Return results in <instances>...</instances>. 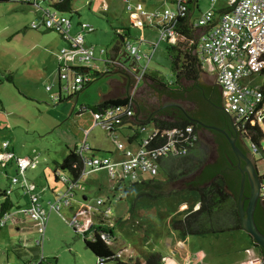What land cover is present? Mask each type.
<instances>
[{
	"label": "rangeland",
	"instance_id": "rangeland-1",
	"mask_svg": "<svg viewBox=\"0 0 264 264\" xmlns=\"http://www.w3.org/2000/svg\"><path fill=\"white\" fill-rule=\"evenodd\" d=\"M127 1L71 0V12L63 13L70 23V34H77L79 25L92 29L91 32L82 30V34L85 46L93 47L95 61L90 64L74 62L75 66L67 62L68 67L88 69L89 84L76 96L62 92L60 103L53 101L58 94L56 56L66 47V43L57 32L30 28V24L40 17L36 7L23 4L21 0L0 2V148L3 142L7 143V150L12 151L15 157L35 160V169L25 171L24 176L45 210L48 208L47 202L54 201V194L65 190V186L54 177L58 175L69 179L65 171L57 169L54 173L55 164L61 163L74 147H80L83 139L96 156H107L114 163L120 159L116 150L118 143L128 147L127 136L135 134V141L139 142L150 137L153 132L152 124L146 125L143 131L125 126L109 136L94 126L84 135V131L92 125V118L87 112L82 114V106L98 104L103 98L126 96L127 77L120 73L113 74L114 66L104 65L101 60L105 59V55L99 54L101 49L108 56L112 54L113 47L119 44L117 34L121 33V29H128L131 35L124 45L135 46L142 57L147 56L139 61V66H146L148 73L156 72L163 83L172 80L173 73L164 43L158 44L152 53L149 45H138L136 42L141 32L129 23L126 8L129 5L132 11H136L137 0ZM144 1L148 4L146 11L154 7L162 9L159 8L161 0ZM199 1V10L203 12L208 8L209 0ZM49 5V2L42 1L38 8L51 9ZM167 6L174 9L173 5ZM223 6L222 2H217L215 9ZM197 15L198 11L193 18ZM124 45L118 46L119 51L123 50ZM117 59L121 60L119 56ZM203 67L200 73L215 80L207 61H204ZM119 68L134 79L129 95L136 83L130 62H125ZM146 80L150 81L148 78ZM142 84V80L138 82L136 90ZM242 84L262 87L264 75H253L243 80ZM161 88L169 91L165 87ZM257 127L264 136V105ZM243 143L248 150L251 149L249 141L243 139ZM136 147L137 143L134 142L128 148L134 151ZM261 148L264 150V140ZM253 157L255 169L261 177L264 174V161L259 154H253ZM11 177H17L13 166L4 167L0 164V191H7ZM158 178L163 180L164 176L159 174ZM142 179L147 180L149 177L143 176ZM130 185L112 181L106 170L85 171L76 180L70 206L49 213L41 248L34 247L37 235L33 231L31 240L27 242V248L32 247L33 250L25 248L11 252L5 245L12 240L15 231L12 219L6 222L0 229V264H30L37 260L40 253L54 264H98V260L85 248L83 234L75 232L70 224L76 217L77 207H85L86 212L96 209L97 212L106 213L107 222L101 225L98 219H94L97 222L93 220L94 225L105 229L110 227L108 247L123 263L143 264L154 253L171 257V250L177 253L175 258L181 264H258L264 258L259 257L243 231L186 237L174 231L172 222L182 218L193 206V210L197 208L198 199L194 194L150 200L137 197L136 193L129 190ZM18 186L19 183L10 186L9 197L14 203L24 205L28 195L23 194ZM2 200L0 198V204ZM96 200H100L102 205L96 206ZM15 213L14 209L10 215ZM21 214L19 211L15 217L21 220ZM76 218V221L82 222V219ZM245 250H248V254ZM104 264L116 263L108 261Z\"/></svg>",
	"mask_w": 264,
	"mask_h": 264
},
{
	"label": "built area",
	"instance_id": "built-area-1",
	"mask_svg": "<svg viewBox=\"0 0 264 264\" xmlns=\"http://www.w3.org/2000/svg\"><path fill=\"white\" fill-rule=\"evenodd\" d=\"M42 1L52 4L61 3L64 0H21V3L40 9L38 4ZM124 1L127 2V0ZM189 2L190 0H175L174 10L164 9L149 14L131 15L132 25L142 29L146 24L152 26L155 23V27L156 25L159 26L156 27L158 29L156 44L175 45L178 36L173 28L174 21L177 18L185 17L189 11ZM217 2H222L224 6L215 9ZM225 9L227 10L223 13L219 12V10ZM40 10V17L30 24V28L57 32L66 43V47L60 50L58 56L61 61L57 73L58 80L64 83L62 90L66 94L77 93L89 79L87 76H71L66 70L68 68L67 62H71L75 66L74 62L90 64L95 60L93 47L85 46L82 34V30L91 32L92 29L89 26L80 25V32L71 35L70 23L63 16V13L52 8ZM126 10L130 12L131 7L127 5ZM192 24L201 30L194 42H188L189 46L194 45L192 55L200 63L202 70L204 69V61L209 63V70L214 73L215 81L221 86L224 112L233 117L235 128L242 137L248 128L257 126L262 118V90L258 86L242 84V81L253 75H258L264 70V0H209L208 8L193 20ZM104 52V50H100L101 54ZM126 54L133 61L140 58L139 52L134 46L126 45ZM105 62L114 64L111 60ZM136 72L133 75L136 83L133 91L128 95L129 99L133 98L138 82L144 78L146 66L138 67ZM128 98L124 104L108 107L97 114L91 113L92 127L97 126L112 136L117 130L126 126L128 122L125 120L132 112V101ZM54 100L57 98H53ZM140 130L143 131L145 128H140ZM197 138L191 126L161 131L153 128L151 136L147 139L139 142L135 141L136 139H126L128 147H131L134 142L137 143L134 151L118 143L116 150L120 159L114 163L107 156H96L90 146L85 143V140L80 147L75 149V154L79 156L82 162L81 175L85 171L106 170L112 181L134 184L140 183L143 176L156 177L159 174L161 159L169 156L186 155ZM250 146L249 151L254 154L256 148L251 143ZM7 148L8 144L2 143L0 164L13 163L15 165L17 174L21 179L22 189L29 198L24 214L32 223L37 235L34 247L41 248L49 213L58 212L62 207L70 204V198L76 189V181L57 175L58 181L65 186V190L55 193L54 201L49 202L48 208L45 210L40 205L38 196L30 193L31 186L24 176L28 168L35 167V160L17 158ZM17 180V177L12 178L10 182L16 184ZM260 187L259 198L264 203V181L262 180ZM6 192L9 193V190ZM101 205L102 202L96 200V206ZM7 219H9V215L3 217L0 227L4 225ZM98 220L101 225L107 222L106 213L101 212ZM70 224L75 231L80 230L78 221L73 220ZM99 236L108 241L110 239L106 231L101 232ZM88 237L91 240L92 236L89 235ZM97 260L98 264H104V259L99 258ZM262 262L259 260L258 264H262ZM30 264L53 263L46 262L40 253L37 260Z\"/></svg>",
	"mask_w": 264,
	"mask_h": 264
},
{
	"label": "trees",
	"instance_id": "trees-1",
	"mask_svg": "<svg viewBox=\"0 0 264 264\" xmlns=\"http://www.w3.org/2000/svg\"><path fill=\"white\" fill-rule=\"evenodd\" d=\"M8 1L9 0H0V2ZM26 5L31 7L29 4ZM49 7L59 13H68L71 12V0H64L61 3H52ZM226 10L227 9L219 10V12L223 13V11ZM192 23L193 20L189 13L183 18H177L173 25L178 36L176 44L170 45L164 43L165 51L170 62V69L173 73L172 80L163 83V80L156 72L148 73L147 69L143 78H148L152 83L168 89L170 93L174 94L171 97L172 102L162 107L158 112L149 114L142 106H136L134 101V122H132V124L138 129H144L146 125L152 124V127L158 131L172 128L182 129L186 126H191L193 133L198 135L197 141H195L194 145L187 151L186 155L180 157L169 156L161 159L159 174L164 176L163 180L158 178V174L156 177L142 180L140 183H134L129 186V190L136 193L137 197H146L150 200H159L161 198L186 193L194 194L198 199V208L193 210V206L186 211V214L182 218L172 222V229L182 237L219 235L225 232L242 231L237 208L240 181L239 172L238 170L232 172V170L228 168L225 169L226 159L223 156V151H225L228 146L225 143L224 145L217 144L210 139H208L209 141H204L202 136L204 132L208 131L190 121L189 116L192 113L186 110V113L180 111L182 107L177 104V100L181 103L185 102V100L178 97L177 90L170 89V86L177 85L179 81L196 82L200 72L203 71L200 63L192 55L194 45H188V42L195 41L198 33L201 31L195 28ZM156 27L159 26L156 25ZM120 31L121 33L117 34V36L122 42H119L118 45H124L128 37L126 33L128 30L121 29ZM113 50H119V48L114 46ZM66 70L71 76L81 75L82 77L87 76L86 72L89 71L84 67H68ZM258 75H264V70ZM88 84L89 80L85 82L82 89ZM260 89L263 93L262 104L264 105V86L260 87ZM76 95L77 93H73L72 96ZM126 100V96L103 99L98 104L84 106L82 111L86 110L92 114H97L108 107L124 104ZM57 102H61L60 97L57 98ZM242 137L254 145L256 148L254 154H259L260 159L264 161V150L261 148V142L264 140V136L260 128L257 126L248 128ZM134 139L135 135L133 137V140ZM75 149L76 148L70 150L61 163L55 164L54 170V173L57 169L67 172L69 179L72 181H76L82 173V162L79 156L75 154ZM212 150L220 154V159L218 158L214 163H209L208 160ZM228 172L234 174L233 179L228 177ZM54 179L58 181L56 176ZM261 180L264 181V174L261 176ZM9 194L10 191L9 193L0 191V198L3 199L0 204V222L3 217L9 215L12 210H21L18 203H14L10 199ZM2 227H0V229ZM105 231L111 238L110 227L105 229L93 225L92 228L83 233V244L85 248L88 249L96 259H104V263L114 261L116 264H128L119 261L108 247V240L102 239L99 236L101 232ZM88 235L92 236L91 240L86 239ZM246 235L252 245L257 248V244L253 239L248 234ZM25 244V248H27V242H25ZM28 249L33 250L34 248L29 247L27 250ZM261 251L264 257V251ZM44 259L46 262L53 263L46 258ZM143 264H162L161 256L156 253L150 254Z\"/></svg>",
	"mask_w": 264,
	"mask_h": 264
},
{
	"label": "water",
	"instance_id": "water-1",
	"mask_svg": "<svg viewBox=\"0 0 264 264\" xmlns=\"http://www.w3.org/2000/svg\"><path fill=\"white\" fill-rule=\"evenodd\" d=\"M124 57H125V62L130 61L129 56L126 53H124ZM113 66H114L113 74L120 73L122 75H125L128 79L127 86H126V97L128 98V92L131 89L134 79H132L129 75H127L124 71H122L119 67L115 65ZM130 66H133V63ZM141 80L143 82L142 86L136 90L132 99L128 98L129 100L132 101V112L127 117L125 122H130V123L134 122V119H133L134 101H135L136 106H142L145 109V111L149 114L158 112L159 110H161L162 107L172 102L171 97L174 94L170 93L169 91L159 87L158 85L146 79L142 78ZM198 82L200 84L214 82L218 87H221L213 78H211L210 76L204 73L199 74ZM179 84L185 87H188L191 85L190 82H185V81H181ZM178 104L186 111L191 110L192 104L188 103L187 101L182 102V103L179 102ZM190 121L206 129H211V130H214V131H217L223 134L226 137L229 147L232 153L234 154V156L241 159L245 163L243 167H241L239 164L237 165V170L239 172V178H240L239 190H238V196H237V208H238L239 221H240L242 231L248 234L253 239V241L262 250H264V235L258 230L253 220V211H254L257 201L260 200L263 203L262 199L259 198V193L261 189L260 187L261 179L255 169L254 157L252 156L253 154L249 151L252 155L250 154L249 155L250 157H245L241 153V151L237 148L235 144V140L233 138H230L223 130L212 127V126L203 125L195 119H191ZM210 135H211L210 132H204L202 136L204 138V141H209L208 139L211 138ZM209 157L210 158L208 161L210 163L213 161V159H215V151L212 150ZM232 172H235V171H232ZM232 172H228V177L230 179L234 178V174ZM245 182H247L250 188V193L248 197H246L244 193ZM245 201H247L246 206H245Z\"/></svg>",
	"mask_w": 264,
	"mask_h": 264
},
{
	"label": "crops",
	"instance_id": "crops-1",
	"mask_svg": "<svg viewBox=\"0 0 264 264\" xmlns=\"http://www.w3.org/2000/svg\"><path fill=\"white\" fill-rule=\"evenodd\" d=\"M125 2V1H124ZM140 2V3H139ZM158 2H159V0H158ZM127 3H128V1H127ZM174 3H175V0H161V2H159V4H160V6H159V8L160 7H162V9H155V7L154 8H151L149 11H146V9H147V7H146V5L148 6V4L146 3V1H144V0H137V2H136V8H137V10L136 11H132V10H130V12H128V19H129V23L132 25V19H131V15H140L141 13H144V14H149V13H153V12H159V11H161V10H164V9H169L170 7H168L167 5L169 4V5H173L174 6ZM199 3H200V1L199 0H190V2L188 3V9H189V11H188V13H189V15H190V17H191V19L192 20H195L202 12L199 10ZM152 6V5H151ZM174 9H175V7H174ZM173 8L171 9L170 8V10H174ZM196 11H198V14L199 15H197L196 17H194L193 18V15H194V13L196 12ZM205 11V10H204ZM203 11V12H204ZM38 12L41 14V10L40 9H38ZM216 12V11H215ZM133 26V25H132ZM79 28H80V25H79ZM133 28H135V29H139V31L141 32L140 34H139V39H137L136 40V42L138 43V45L139 44H145V45H149L150 47H151V50H152V53H153V51H155L156 50V48L158 47V44H160V43H158V44H156V43H153L155 40H157L158 39V29L155 27V23H153L152 24V26H150V25H148V24H146L145 26H144V28H142V29H140V28H136L135 26H133ZM124 29V28H123ZM128 30V29H127ZM80 32V31H79ZM127 33V35L128 36H131L130 35V32H129V30L126 32ZM145 38L147 39V41H145ZM141 41V42H140ZM152 41V42H151ZM119 42H122V40H120L119 39ZM149 42H151V43H149ZM126 45H129V44H126ZM126 45H124V48H123V50H124V52H123V50H113L112 49V54L111 55H107L106 54V52H104L103 54H101L100 52H99V54L101 55V56H103V55H105V59L104 60H101L102 61V63L104 64V65H108V66H113V65H115V66H117V67H122V64H124L125 63V57H124V53H126ZM117 47L119 46L118 44L116 45ZM135 47V46H134ZM114 48V47H113ZM120 48V47H119ZM137 48V47H136ZM137 50H138V48H137ZM139 51V50H138ZM151 53V54H152ZM140 55V54H139ZM59 54H57V58H56V60H57V66H56V74L58 73V68H59V66H60V64H61V61H60V59H59ZM120 57L121 58V60H124L123 61V63H121V60H118L117 59V57ZM147 56L146 55H143V57H142V55H140V58L137 60V61H133L132 59H130V61H127V62H130V65L133 63V66H130L131 67V70H132V75H134V74H136V71H137V69H138V67H140L139 66V61L142 59V58H146ZM132 58V57H131ZM106 60H111L112 62H114V64H109V63H107V62H105ZM95 61V60H94ZM72 66V65H71ZM85 73V72H84ZM86 73H88V72H86ZM64 85V83L63 82H61V81H59L58 80V74H57V86H58V94H57V97H54V98H58V97H60V100H61V93L62 92H64L63 90H62V86ZM84 89V88H83ZM83 89H81L80 91H82ZM47 90H49V88L47 89ZM50 91H51V88H50ZM79 91V92H80ZM79 92H77V94L79 93ZM65 93V92H64ZM113 98V97H112ZM103 99H105V98H103ZM102 99V100H103ZM106 99H108V98H106ZM83 107L84 106H82L81 107V109H80V111L82 112V114L83 113H85V112H87V113H89L90 115H91V118H92V114L89 112V111H82V109H83ZM125 127V126H124ZM124 127H122V128H124ZM126 127H128V128H133L134 126H133V124L131 123L130 124V122H128V124L126 125ZM90 128H93L92 127V125L87 129V130H85L84 131V135H85V133L90 129ZM133 135H129V136H127L126 137V139H129V140H132L133 139ZM84 140V139H83ZM4 143V142H3ZM76 146V145H75ZM74 148H76V147H74ZM12 152V151H11ZM13 153V152H12ZM17 158H19V157H17ZM22 159H27V158H22ZM2 166H4V167H7L8 165H12L13 166V168H14V172L16 173V175H17V178H18V180H17V183H19V186H18V189H20V190H22L23 191V189H22V184H21V179H20V176H18V174H17V171H16V168H15V165L13 164V163H8V164H6V165H4V164H1ZM35 169V167L34 168H28L27 170H34ZM26 170V171H27ZM25 174V173H24ZM12 178H15V177H11V179ZM26 179V178H25ZM9 182V181H8ZM16 183V184H17ZM10 184H11V182H10ZM8 185V188H7V190H9L10 191V193H11V189H12V187H10L11 185H14V184H11V185ZM30 186H31V184H29ZM32 189H34V188H32V186H31V188H30V193L31 194H33V195H37V193H33L32 192ZM23 194H25L24 193V191H23ZM27 194V193H26ZM28 195V194H27ZM73 195V194H72ZM38 196V195H37ZM38 198H39V196H38ZM28 200H29V198H27V201L24 203V205H22V204H20L19 202H17L18 203V206H20L21 207V210H16V213L13 215H10L9 214V219L8 220H10V219H12V222H13V229H14V231H15V234L14 235H12V240L7 244L6 243V245L5 246H8V249L9 250H11V252H17V251H20V250H24L25 249V247H26V244H24L25 242H28L29 240H31V238H32V236H33V225H32V223L27 219V217L25 216V214H24V210L27 208V206H28ZM49 202H47V204H48ZM70 206V204L68 205V206H65V207H62V208H66V207H69ZM197 206V208H198V205H195V207ZM197 208H195V209H197ZM87 209H89V207H87ZM19 211L20 212H22V214L20 215V217L22 218L21 220L19 219V218H16L15 216H16V214H18L19 213ZM60 211V210H59ZM58 211V212H59ZM89 212H86L85 211V207H79V209H78V207H77V210H76V213L74 214V216H76V217H79L80 219H82V222L81 223H79L80 224V230H77L76 232H80L81 234H83L84 232H87L90 228H92V226H93V224H94V222H93V220L95 219H98V216H99V214H100V212H97V210L96 209H94V212L93 211H90V210H88ZM52 213V212H51ZM74 218V220H76L77 218ZM7 220V221H8ZM94 220V221H95ZM6 221V222H7ZM28 222V223H30V224H28V225H26L27 223L26 222ZM96 222V221H95ZM99 222V221H98ZM97 223V222H96ZM6 224V223H5ZM5 226V225H4ZM28 226V227H27ZM99 227V226H98ZM30 228V229H29ZM89 236V235H88ZM88 236H86V239L87 240H90L89 239V237ZM171 252H172V254H171V257H168V256H166V255H160L161 256V263L162 264H181V262H179L178 260H176V258H175V256H176V252L175 251H172L171 250ZM246 254H248V250H245L244 251ZM202 256H203V258H204V254L202 253L201 254ZM37 256V255H36ZM249 257H250V254L248 255ZM11 264V263H10Z\"/></svg>",
	"mask_w": 264,
	"mask_h": 264
},
{
	"label": "flooded vegetation",
	"instance_id": "flooded-vegetation-1",
	"mask_svg": "<svg viewBox=\"0 0 264 264\" xmlns=\"http://www.w3.org/2000/svg\"><path fill=\"white\" fill-rule=\"evenodd\" d=\"M180 82L181 81H179L177 85L170 86V89L177 90V95L179 98L184 99L188 103L192 104L191 110L189 111L192 113L189 116L190 120L195 119L203 125H208L223 130L230 138L235 140V144L241 153L245 157H250L249 155L251 153L244 145L243 138L240 136V133L236 130L233 117L224 112L223 95L220 87H218L214 82L200 84L198 79L196 82L191 83V85L188 87L180 85ZM177 102L180 101L177 100ZM173 104L177 105L178 103ZM180 111L186 113L183 108H181ZM204 129L210 132L211 141H215L217 144L223 145L225 143L228 146V148L223 151V156L226 159V169L228 168L232 171H237L238 164L241 167L244 166L245 163L241 159L235 157L232 153L228 141L223 134L211 129ZM219 157L220 154L215 152V159H213L211 163H214V161L218 160ZM244 193L246 197L249 196L250 188L247 182H245ZM246 204L247 201H245V206ZM253 220L258 230L264 235V203H262L260 200L257 201L254 208ZM259 248L260 247L257 245L256 250L259 254V257L263 258V253L261 251L262 249L260 248V250ZM262 261V264H264V258Z\"/></svg>",
	"mask_w": 264,
	"mask_h": 264
}]
</instances>
